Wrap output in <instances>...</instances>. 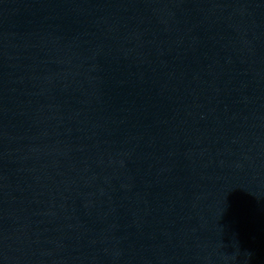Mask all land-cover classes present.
Returning a JSON list of instances; mask_svg holds the SVG:
<instances>
[{
	"label": "water",
	"instance_id": "95a60500",
	"mask_svg": "<svg viewBox=\"0 0 264 264\" xmlns=\"http://www.w3.org/2000/svg\"><path fill=\"white\" fill-rule=\"evenodd\" d=\"M0 264H264V0H0Z\"/></svg>",
	"mask_w": 264,
	"mask_h": 264
}]
</instances>
